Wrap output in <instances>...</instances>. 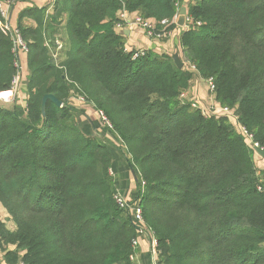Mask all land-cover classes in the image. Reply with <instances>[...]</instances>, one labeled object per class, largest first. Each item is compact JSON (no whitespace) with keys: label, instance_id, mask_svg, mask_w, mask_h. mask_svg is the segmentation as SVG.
Returning <instances> with one entry per match:
<instances>
[{"label":"trees","instance_id":"1","mask_svg":"<svg viewBox=\"0 0 264 264\" xmlns=\"http://www.w3.org/2000/svg\"><path fill=\"white\" fill-rule=\"evenodd\" d=\"M176 2L55 0L52 13L19 15L35 27L19 26L29 47L27 107L0 103V205L15 225L0 223L7 264H133L140 234L116 203L110 171L126 188L138 170L145 191L136 196L157 239L158 264H264L255 151L226 119L180 102L192 72L166 54L133 61L115 30L119 12L160 23L175 17ZM189 17L181 49L264 147V0H197ZM62 24L68 49L57 63L46 43ZM15 71L0 16V97ZM48 94L62 106L48 101L44 113ZM72 94L105 114L128 158L94 134L100 124L78 119Z\"/></svg>","mask_w":264,"mask_h":264},{"label":"crops","instance_id":"2","mask_svg":"<svg viewBox=\"0 0 264 264\" xmlns=\"http://www.w3.org/2000/svg\"><path fill=\"white\" fill-rule=\"evenodd\" d=\"M54 2L55 0H21L13 4L12 9H11V23L13 27L18 28V29H19V26H23V25L25 26L24 28L35 27L34 22H32L30 19L24 18L23 20H19V15L24 11H28L34 8L46 9L48 14L52 13ZM121 14L122 12H119L117 15L119 19H121ZM137 16H140V15L137 13H133V14L128 13L124 30L120 31L119 29L115 28L116 32L121 34L124 37V44H125L126 50L131 51V50H142L143 49V50H146L147 53L148 51H150V52L155 53L156 55L166 54L171 57L175 53H179L177 50H181L180 38H181L182 32L185 29L179 26L175 28L170 27L167 29V32L165 33V35L162 36V38L165 37L169 39L167 40L164 39L163 41H161V40H158L157 38H150L147 32L141 26L136 25L134 23L135 18ZM149 21L155 23L154 20H149ZM174 44L178 48L173 51L172 47L175 46ZM46 45L49 48L51 55L53 56V58L56 60L57 63H61L66 59V51L68 49V39L66 35L65 24H62V26H59V28H57V33L54 35V40H48ZM21 59H22L23 66L25 67V71H26V79H25V86H24V88L26 89V83L28 82L29 76H30V72L28 69V63H27L28 56H22ZM192 81L190 82L191 84H189L191 86V88H188L189 93L190 92L193 93L194 90L197 92L196 85L200 83V82L195 83ZM198 91L200 93V96L204 97V93H205L204 88H198ZM26 97L28 98V95H26ZM16 103L19 106H21L23 109L27 107V101L21 102V103H18V101H16ZM70 104L74 107L75 111L77 112V117L82 123L93 124V122H95L97 124H100V126H97V128H95V131H94V134L97 137L102 138L103 141H105L106 143H109L110 141L115 142L113 140L116 139V141L120 144L119 150L124 155V157L128 158L130 156L125 145L123 144L121 139L117 136V134L111 133L109 130H107L105 127L102 126L100 119L98 117V111L96 109L85 104L84 102H81L77 94L71 95ZM138 177H140L139 170H138V175H135V176L132 172L131 180L135 184V191L138 190V184H137ZM122 180L124 179L121 177L120 172L118 174H115V183H117L118 191H121L124 193L126 192L125 187L119 185V183H121ZM141 184L143 183L141 182ZM137 199H139V197H137ZM137 199L136 201H139ZM0 223L5 224L9 230L15 229V225L12 222L7 210L2 205H0ZM148 234L146 236L143 235L140 237V248H139V251L136 253L137 259L132 261L133 264H152L151 263L152 255L150 252V249H151L150 242L153 238L151 237L150 233ZM4 257H5V252L2 251L0 248V264H7L5 262Z\"/></svg>","mask_w":264,"mask_h":264},{"label":"built area","instance_id":"3","mask_svg":"<svg viewBox=\"0 0 264 264\" xmlns=\"http://www.w3.org/2000/svg\"><path fill=\"white\" fill-rule=\"evenodd\" d=\"M191 0H181L176 2V8H177V13L175 17L172 20H164L160 23H153L149 20L143 19L141 16H137L135 18L134 23L136 25L141 26L148 34L150 38H157L161 39L162 36L165 35L167 32V29L170 28L171 26H178L177 21L178 17L180 14V10L182 7L187 8V22L188 25L187 27L183 28L188 30L192 24V20L189 17V6H191ZM13 3L8 2L6 0H0V16L3 19L5 26L10 34L11 41H12V52L15 57V67H16V73L12 79L11 82V87H10V92L2 95L0 97V102L2 104H9L16 98H20L22 94V87L23 84H25V79H26V71L25 67L23 66L22 63V56H28L29 54V47L27 46L23 35L20 30L17 28L13 27L11 23V9H12ZM127 12L122 11L121 14V22L116 25V28L119 29L120 31H123L125 28V23H126V18H127ZM159 25V26H157ZM197 25H201L200 22L197 23ZM147 54L146 50H133V56L132 60L135 61L141 57H144ZM208 80V89L209 91L214 94L215 96V81L213 78H209ZM189 92H182L179 95V100L184 104L187 103L191 106L192 109L194 110H199L202 115L206 118H211V117H216L219 118L221 116L225 117H233V110L231 107L224 106L216 101L214 102L213 108L216 109V112H211L205 107H201L198 102H196L194 99H190L189 97ZM81 102H84L83 97H79ZM98 117L100 119V122L103 127L107 128L109 131L114 132V127L111 124V122L106 118L105 114L101 111L98 112ZM232 124L233 126L235 125V128L237 130V133L245 137L246 143L248 147L255 151L256 155L258 156L259 154L261 155L260 152H264V147H262L258 142L255 141L254 135L250 133L245 127H243L240 122L238 117L232 118ZM110 175L114 176V173L110 171ZM261 191V188H259ZM115 200L117 205L121 210L126 211L128 215L131 217L133 224L138 228L139 230V238L133 241V254L130 256V260L134 261L136 260V253L139 251L140 248V237L143 235H147L148 233L151 234V237L153 238L150 242L151 244V255H152V264H158V245H157V239L151 229H149L145 223L144 215H143V209L142 206L140 205V202H135V204L129 203L128 200H126L120 192L116 194ZM149 235V234H148Z\"/></svg>","mask_w":264,"mask_h":264},{"label":"rangeland","instance_id":"4","mask_svg":"<svg viewBox=\"0 0 264 264\" xmlns=\"http://www.w3.org/2000/svg\"><path fill=\"white\" fill-rule=\"evenodd\" d=\"M178 1H181V0H177V2ZM192 2H191V6H194L196 3H197V0H191ZM189 9H190V6H189ZM23 28L25 27L24 25L22 26ZM18 29V28H17ZM19 30V29H18ZM168 37V36H167ZM154 38V37H153ZM167 40V39H169V38H165V37H163L162 39H158V40H161V41H163V40ZM175 45V44H174ZM178 47L175 45V46H173L172 47V50L174 51V50H176ZM178 52H179V54H180V57H181V60L184 62V64H185V67H184V69L185 70H189L190 72H192L193 73V78H192V82H195V83H198V82H200V83H198L197 85H196V90H197V92L194 90L193 91V93H189V98L190 99H194L196 102H198L199 104H200V106L201 107H205L206 109H208L209 111H211V112H216V109L215 108H213V105H214V102L216 103V96H214V94H212L210 91H209V89H208V80H210L209 78H203V77H201L200 75H199V73L198 72H196V70H195V63L194 62H192L191 60H192V58H191V56H189V55H187V53L184 51V50H177ZM150 51H148V53H149ZM147 53V54H148ZM162 54H159V56H161ZM198 73V74H197ZM191 84V83H190ZM24 86H25V84H23V87H22V94H21V97L20 98H16L15 100H13L11 103H9V104H12L13 102H16V101H18V103H21V102H25V101H27V97H26V95H27V91H26V89L24 88ZM198 86H200V87H198ZM189 88H191V86L189 85ZM198 88H204V90H205V93H204V97H201L200 96V93H199V91H198ZM188 90L189 89H187V90H184V91H186V92H188ZM184 91H182V92H184ZM181 92V93H182ZM181 102V101H180ZM218 102V101H217ZM1 103V102H0ZM219 103V102H218ZM2 104V103H1ZM9 104H7V105H9ZM182 104V103H181ZM221 104V103H220ZM215 106V105H214ZM194 110V109H193ZM232 110H233V117H225V116H221V118H224V119H226L227 120V123H229L235 130H236V128H235V125L233 126V124H232V118H235V117H238L237 116V112H236V109L235 108H232ZM220 118V117H219ZM220 118V119H221ZM236 132H237V130H236ZM112 140V139H111ZM113 141H115V142H109V143H111L112 144V146L115 148V149H119V146H120V144L116 141V139H114ZM255 161H256V166H257V171L259 172L258 173V175H259V177H260V179H261V181L263 182L264 181V156L263 155H258V156H255ZM114 173V172H113ZM134 173H135V171H134ZM135 175H136V173H135ZM138 175V174H137ZM113 180H112V183H113V185H115L114 184V180H115V173H114V176H113ZM132 179V178H131ZM130 179V183H129V186H127L125 189V191L126 192H121V191H119L120 192V194L126 199V200H128L129 201V203H132V204H135V202H139V201H136V198H137V196H139L142 192V195L144 194V191H145V189H144V184H141V185H139V187H138V190L137 191H135V184H134V182L132 181ZM263 189H264V187H263ZM118 192V193H119ZM137 195V196H136ZM138 200V199H137ZM128 214V213H127ZM151 245V244H150ZM8 249H10V248H8ZM2 251H4L3 249H1Z\"/></svg>","mask_w":264,"mask_h":264},{"label":"water","instance_id":"5","mask_svg":"<svg viewBox=\"0 0 264 264\" xmlns=\"http://www.w3.org/2000/svg\"><path fill=\"white\" fill-rule=\"evenodd\" d=\"M186 16H187V8L186 7H182L181 10H180L178 21H177V25L179 27H181V28L187 27L188 22H187ZM172 58H173V61H174L175 65H176V67L179 70L184 69L185 64L181 60V57H180L179 53H175L172 56ZM48 101H51L57 107H61L62 106V102L59 99H57L54 95H52V94L45 95V97L43 98V101H42V106H43V112L44 113H45V108H46V104H47ZM260 153H261V155L264 156V152H260Z\"/></svg>","mask_w":264,"mask_h":264}]
</instances>
